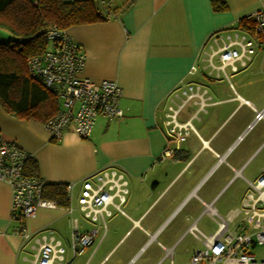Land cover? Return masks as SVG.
<instances>
[{
    "label": "crops",
    "instance_id": "1",
    "mask_svg": "<svg viewBox=\"0 0 264 264\" xmlns=\"http://www.w3.org/2000/svg\"><path fill=\"white\" fill-rule=\"evenodd\" d=\"M213 1L95 0L108 20L67 30L86 54L82 77L115 82L122 91L124 118H98L89 138L69 129L54 141L44 123L11 116L0 105L2 138L31 155L37 177L46 184L74 182L77 193L81 182L100 170L117 166L126 172L130 195L125 215L114 212L107 231L101 230L95 245L71 264H108L129 239L127 252L116 264H137L142 258V264L167 259L175 264L177 246L188 236L196 242L191 260L204 247L187 233L191 224L210 236L217 230L214 219L240 220L241 215H235L254 191L251 185L264 174V114L256 119L264 113V47L239 73L227 66L228 78L211 73L208 55L212 36L236 31L241 19L264 11V0H216L227 6L219 12ZM13 39L0 29V42ZM214 63L220 65L218 57ZM188 86L206 94L203 101L187 102L180 112L179 122H190L195 132L175 149L167 144L164 114L173 95ZM167 148L174 154L163 158ZM11 200L10 187L0 182V264H29L28 246L34 251L33 264L40 229L49 227L62 240L69 235L63 209L42 208L35 219L15 223ZM213 212L218 217L213 219ZM208 222L212 225L206 229ZM21 225L34 235L30 240L14 235ZM178 233L181 237L173 239Z\"/></svg>",
    "mask_w": 264,
    "mask_h": 264
},
{
    "label": "built area",
    "instance_id": "2",
    "mask_svg": "<svg viewBox=\"0 0 264 264\" xmlns=\"http://www.w3.org/2000/svg\"><path fill=\"white\" fill-rule=\"evenodd\" d=\"M247 18L255 22L253 35L239 28L228 35L212 36L217 50L213 46L211 55H208L211 73H223L228 78L225 73L227 66L231 67L232 73H239L263 49L264 40L254 36L264 34V11L252 12ZM46 37L49 42L47 49L28 60V72L61 102L58 113L44 123L52 140L59 141L69 129H74L82 138H89L98 118L109 122L123 119L121 88L115 82L96 83L82 77L86 54L67 30L50 27ZM216 57L219 66L214 63ZM200 89L186 87L176 96L181 102L173 100L165 114L163 125L167 144L174 145L175 149L195 132L190 122L180 123L178 118L187 102L194 99L203 101L206 91L200 93ZM263 114H258L256 119H261ZM173 154L174 150L167 148L163 158H170ZM217 157L219 161L223 160V156ZM30 159L29 153L15 142L4 140L0 134V182L11 189V220L22 223L35 219L42 208L63 209L69 217L67 246L51 228L40 229L37 232L43 233L35 239L39 248L33 264H71L95 245L96 235L101 230L107 231L108 220L114 212L125 215L124 206L130 195L126 172L117 166L107 167L82 181L77 193L76 183L66 184L68 203L60 206L56 201L44 198L47 184L41 178L25 174V166ZM251 187L254 191L247 195L240 213L235 215V218L241 215L238 222L233 218L214 219L218 215L213 212L211 216L217 223L214 234L207 236L195 224L188 227L187 233L204 246L193 253L189 264H264V259L259 260L250 252L251 248L264 245V174ZM232 223L233 228L230 227ZM14 235L26 241L34 236L24 225L16 229Z\"/></svg>",
    "mask_w": 264,
    "mask_h": 264
},
{
    "label": "trees",
    "instance_id": "3",
    "mask_svg": "<svg viewBox=\"0 0 264 264\" xmlns=\"http://www.w3.org/2000/svg\"><path fill=\"white\" fill-rule=\"evenodd\" d=\"M214 10L227 6L213 1ZM95 0H0V29L15 39L0 42V105L11 116L45 123L60 110L59 100L42 87L28 72V60L48 47L46 31L50 27L69 30L72 27L103 23L108 20ZM254 21L247 17L238 29L254 34ZM264 40V34L254 36ZM48 106L46 115L44 107ZM46 108V107H45ZM25 174L37 176V164L26 163ZM66 185H46L44 198L67 205Z\"/></svg>",
    "mask_w": 264,
    "mask_h": 264
},
{
    "label": "rangeland",
    "instance_id": "4",
    "mask_svg": "<svg viewBox=\"0 0 264 264\" xmlns=\"http://www.w3.org/2000/svg\"><path fill=\"white\" fill-rule=\"evenodd\" d=\"M67 1V0H66ZM122 1V0H121ZM126 0H124V4H125ZM102 10V8H101ZM216 62V60H215ZM179 94V92H176L173 96V98L171 99L170 105L172 104L173 100H177L176 96ZM176 98V99H175ZM178 102V100H177ZM169 105V106H170ZM168 106V107H169ZM168 107H167V112H168ZM166 112V113H167ZM165 113V114H166ZM164 114V116H165ZM125 209V208H124ZM110 221V219L108 220V222ZM211 223L208 222L206 223V229H209L211 227ZM175 235H178L177 237H174ZM173 235V239H178L179 236L181 237V233L175 234ZM168 236H170V234H168ZM66 237V236H65ZM63 239V238H62ZM67 241L66 239H64V245L67 246ZM131 243V239H129L125 244L122 242L121 247L116 251L115 254L112 255V259L109 261L108 264H116L115 261L119 260L120 258L123 257V252H127V247L128 245ZM195 240L192 239V237L188 236L182 243L179 244V246H177V249L175 251L176 255H175V264H189L190 261V251H193L192 245H195ZM175 245V244H172ZM168 247V246H167ZM173 247V246H172ZM169 248V247H168ZM142 251V250H141ZM140 251V252H141ZM129 254L132 252L131 249H129ZM250 252L259 260H263L264 259V245L263 246H258L256 248H251ZM27 257H28V263L31 264L32 260L34 259L33 255H34V251H30L29 250V246L27 248ZM161 251L157 252V255H160ZM165 255V251H163V253L161 254V256L163 257ZM79 260V259H78ZM143 258L137 263V264H142ZM135 263V262H134ZM132 263V264H134ZM130 264V263H129ZM163 264H170V259H167L165 262H163Z\"/></svg>",
    "mask_w": 264,
    "mask_h": 264
}]
</instances>
